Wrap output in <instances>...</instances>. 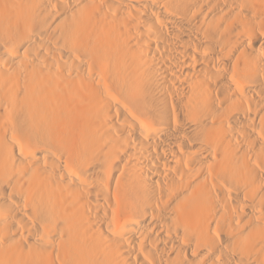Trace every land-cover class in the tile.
<instances>
[{
  "label": "bare ground",
  "instance_id": "obj_1",
  "mask_svg": "<svg viewBox=\"0 0 264 264\" xmlns=\"http://www.w3.org/2000/svg\"><path fill=\"white\" fill-rule=\"evenodd\" d=\"M0 264H264V0H0Z\"/></svg>",
  "mask_w": 264,
  "mask_h": 264
}]
</instances>
